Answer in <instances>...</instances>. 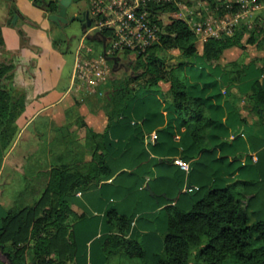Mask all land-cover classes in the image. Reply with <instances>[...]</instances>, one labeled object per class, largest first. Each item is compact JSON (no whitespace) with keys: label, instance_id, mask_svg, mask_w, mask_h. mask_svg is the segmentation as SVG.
Returning a JSON list of instances; mask_svg holds the SVG:
<instances>
[{"label":"trees","instance_id":"trees-1","mask_svg":"<svg viewBox=\"0 0 264 264\" xmlns=\"http://www.w3.org/2000/svg\"><path fill=\"white\" fill-rule=\"evenodd\" d=\"M168 8L175 11L177 5L174 2L155 4L156 18L159 20ZM57 10L58 3L52 2L48 11ZM166 28L167 33L161 35L159 42L131 58L129 67L134 70L136 85L125 82L115 87L107 127L103 132L92 130L88 138L90 158L83 155L67 159L65 154L60 155L49 172L45 191L38 202L31 207L14 204L6 210L0 226V254L5 261L0 259V264H62L69 254L72 259L76 258L78 248L70 221L74 211L67 198L80 189L111 179L114 171L108 158L121 159L135 146H141L139 155L149 156L143 121L148 118L152 92L163 93L182 123L193 125V140L201 143L207 128L215 123L209 112L208 98L201 92H194V86L188 83L186 67L189 62L169 63L161 53L174 47L188 58L200 57L205 63L220 64L224 49L245 48L243 33L236 31L209 37L203 52L198 54L197 35L188 22L175 18ZM259 60L260 63L251 61L240 65L232 62L229 65L239 75L234 81L241 87V94L251 104L252 111L262 115L264 122V54ZM32 61L30 56L21 54L11 62H0V172L20 131L23 115L40 96L35 88V77L28 69ZM162 83L169 86L164 90ZM246 122L248 118L238 113L235 125ZM200 151L213 153L214 149L200 147ZM191 158L184 156L187 161ZM199 160L198 165L203 164ZM172 162L175 160L165 158L161 163L158 159L157 165H176L177 168L171 176H157L147 181L155 191V201L160 205L167 203L168 223L163 234V249L146 248L132 236L134 214L111 208L106 214L109 232L103 241L105 256L110 251H120L143 259L141 264H264V198L261 199L264 177L258 181H231L213 171L208 182L196 187L190 184L192 190L189 192L184 188L185 171L177 163L170 164ZM151 174V171L145 172L141 181ZM164 180L173 182L175 189L156 190L152 182ZM103 185L112 183L104 182ZM247 186H255L256 191L245 190ZM82 218L87 217L83 215ZM256 240L262 245L255 246Z\"/></svg>","mask_w":264,"mask_h":264},{"label":"rangeland","instance_id":"rangeland-1","mask_svg":"<svg viewBox=\"0 0 264 264\" xmlns=\"http://www.w3.org/2000/svg\"><path fill=\"white\" fill-rule=\"evenodd\" d=\"M13 2L21 13L15 21L8 2L0 0V62H11L17 55L30 52L35 57L49 54L60 64L64 77V85L34 101L23 115L20 131L6 154L7 163L0 174V196L8 201L14 198V204L31 207L42 197L49 172L60 155L65 154L67 159L83 155L90 158L88 138L92 130L102 132L107 127L115 87L125 82L136 85L134 70L129 64L138 53L122 52L109 57L107 71L97 85H91L90 80L84 78L72 86L69 77H72L81 39L87 29L79 21H74L62 30L49 19L51 13L48 10L35 6L31 0ZM183 4L186 6L179 10V17L195 30L198 54L203 52L205 41L214 36L213 32L225 36L241 31L245 48L232 46L224 49L220 64L205 63L200 57L188 58L174 47L161 53L169 63L189 62L186 67L188 83L194 86V92H201L208 98L209 112L215 120L207 128L201 143H197L191 135L193 125L183 124L172 105L159 92L160 100L155 99L154 111L143 122L148 138L146 151L157 152L156 156L169 159H179L184 154L196 153L200 147H210L220 138L219 132L224 135L229 131L228 119L232 112L219 109L217 103L214 105L215 100L220 104L225 100L227 108L232 103L238 111L247 109L252 112L251 104L234 81L239 75L229 64L260 63L259 57L264 54V0H185ZM85 7H90V0L74 2L69 11ZM176 11L168 8L161 13L162 34L167 33L166 26L177 18ZM230 30L233 31L230 33ZM89 36L85 43L93 48L92 56L102 55L99 37L93 39L92 35ZM82 53L87 58L92 57L85 51ZM39 61L37 57L33 63ZM162 86L165 90L169 84L162 83ZM212 111L217 112L218 118L212 116ZM176 168V165H156L153 174L157 177L159 172L173 173ZM260 244L259 240L254 241L255 246Z\"/></svg>","mask_w":264,"mask_h":264},{"label":"crops","instance_id":"crops-1","mask_svg":"<svg viewBox=\"0 0 264 264\" xmlns=\"http://www.w3.org/2000/svg\"><path fill=\"white\" fill-rule=\"evenodd\" d=\"M24 55L30 56L33 61L37 57L40 58L37 64L32 61L31 66L28 67L29 72L35 77V88L40 94L37 99L51 92L54 88L64 85L62 68L56 62L55 57L50 58L49 54L44 53L35 57V54L31 52ZM69 80L72 83L71 76ZM155 99L156 101L160 100L159 92H152L148 116L154 111ZM221 101L223 104H220L219 100H215L214 105L217 103L219 109L232 112L229 113L228 119L230 122L229 131L224 135L219 132L220 138L213 141L210 147H207L214 149L213 153H202L199 148L196 153H187L181 157L183 159L184 156L192 157L188 160L191 163V172H185L187 177L184 188L190 184L196 187L208 182L213 171L231 181L235 179L258 181L264 177V122H262V115L255 111L249 112L247 109L238 112L235 107H232V103L227 108L226 101ZM238 113L248 118V122L236 126L235 118ZM211 114L218 118L217 112L212 111ZM226 138L229 139L227 143L224 142ZM140 150L141 146H135L121 159L108 158L114 176L104 182L112 183V185L102 186L104 182L99 185L94 184L87 189L78 190L74 195L67 198L74 211L70 221L73 224L71 229L74 233L78 252L74 259L69 254L62 264H141L144 261L138 257H130L120 251H110L107 257L105 256L103 241L109 232L106 214L111 208H116L120 213L134 214L131 227L132 236L146 248L155 251L163 249V234L168 223L167 203L160 205V202L155 201L154 195H150L145 190H147V181H153L156 178L153 174L154 167L157 165L156 161L160 159L162 163V159L165 158L158 157L156 156L158 155L157 152L152 153L149 150V156L144 157L139 155ZM12 151L13 149L11 153ZM7 159L6 156L0 174L5 169ZM198 159L203 164L198 165ZM173 163L175 162L170 164ZM148 171H151L152 174L141 181L142 175ZM171 174L170 172H159L158 176H171ZM191 175L193 176L191 177ZM152 183L158 191L168 188L175 189V184L166 180ZM244 189L250 192L256 191L255 186H247ZM2 197L0 196V226L6 210L14 205V198L8 201L7 198ZM263 198L262 196L261 199ZM187 202L185 200V203ZM255 207H258V204H255ZM83 215L87 218H82ZM0 259L5 261L1 254ZM56 260L60 261L58 258Z\"/></svg>","mask_w":264,"mask_h":264},{"label":"built area","instance_id":"built-area-1","mask_svg":"<svg viewBox=\"0 0 264 264\" xmlns=\"http://www.w3.org/2000/svg\"><path fill=\"white\" fill-rule=\"evenodd\" d=\"M185 0H90V15L93 23L86 30L81 39V45L72 73V86L77 80L87 78L95 86L104 77L107 71V59L122 52L142 53L160 41L162 30L154 12V5L161 2H174L178 10L175 16L178 19L179 10L186 6ZM233 30H230V33ZM214 36L220 34L213 32ZM97 37L102 49V55L92 56L93 48L85 43L90 36ZM104 40H106L104 46ZM82 51L91 55L87 58ZM186 173L191 171V164L179 158L175 160ZM191 191L192 186H186Z\"/></svg>","mask_w":264,"mask_h":264},{"label":"flooded vegetation","instance_id":"flooded-vegetation-1","mask_svg":"<svg viewBox=\"0 0 264 264\" xmlns=\"http://www.w3.org/2000/svg\"><path fill=\"white\" fill-rule=\"evenodd\" d=\"M55 1H57V3H58V10L56 12L51 13V14H58L59 11H60V7H59L60 6V0H40V3L36 2V0H31V2L35 6H38L39 5V7H41L42 9H44L46 11L49 9V7L51 6L52 2H55ZM73 3L74 2H72V3L69 4L68 10H67V17H68L69 21L67 23H62V22L61 23H58V22H56V24L59 26V28H61L62 30H65L64 29L65 26H68L70 23H72L74 21H79L81 23V25L83 27H85V29H87L89 27V26L87 27V25H86V22H87L88 17L90 18L91 24L93 23L92 17L90 15V7H85L82 10L79 9V10H76L75 12H70L69 10H70V7H71V5ZM8 5H9V8L13 10L14 14L17 13L18 16L21 15L19 9L18 10H14L10 6V3H8ZM86 12L89 13L88 16L85 15ZM74 16L76 17L75 20L74 21H70L71 18L74 17Z\"/></svg>","mask_w":264,"mask_h":264},{"label":"water","instance_id":"water-1","mask_svg":"<svg viewBox=\"0 0 264 264\" xmlns=\"http://www.w3.org/2000/svg\"><path fill=\"white\" fill-rule=\"evenodd\" d=\"M8 3H10V6L14 9V10H18V7L16 6V4L13 2V0H6ZM80 0H60V11L58 14H50L48 17L50 20L58 22V23H67L69 21L68 17H67V10H68V6L70 3L72 2H78ZM86 16L89 15L88 12L85 13ZM18 18V14L16 13L14 16V21ZM75 16L71 18L70 21H74L75 20ZM87 27L91 25V21L90 18L88 17L87 22H86ZM106 40H104V46H105ZM146 189L152 194H155V191H153L152 187L148 184L146 186ZM164 196H166V194H163Z\"/></svg>","mask_w":264,"mask_h":264}]
</instances>
